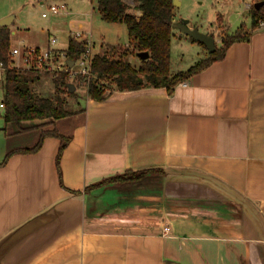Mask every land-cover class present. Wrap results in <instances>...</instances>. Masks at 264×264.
<instances>
[{
	"label": "crops",
	"instance_id": "crops-1",
	"mask_svg": "<svg viewBox=\"0 0 264 264\" xmlns=\"http://www.w3.org/2000/svg\"><path fill=\"white\" fill-rule=\"evenodd\" d=\"M20 1L0 4V21L12 16L11 42L23 29L15 22ZM240 1L250 25L227 32L231 26L220 15L216 36L205 34L216 44L242 26L247 39L171 92L107 91L101 101L85 97L79 111L64 118L5 122L0 264H264V28L254 26L251 15L263 0ZM85 15L61 16L67 19L65 29L56 30L61 44L74 31L92 35ZM178 23L174 14L172 24ZM24 38L41 47V33ZM50 38L56 39L49 34L47 45ZM0 107L3 117V98ZM53 129L68 139L59 159L63 186L55 163L58 137L46 135L36 152L5 160ZM148 169L162 171L94 186Z\"/></svg>",
	"mask_w": 264,
	"mask_h": 264
},
{
	"label": "trees",
	"instance_id": "trees-1",
	"mask_svg": "<svg viewBox=\"0 0 264 264\" xmlns=\"http://www.w3.org/2000/svg\"><path fill=\"white\" fill-rule=\"evenodd\" d=\"M136 2L135 7L141 13L139 16L128 12V6L122 0H95V8L100 19L106 23L124 24L130 41L129 46L126 47L111 46L109 49L106 47L102 53H93L91 71L95 74V78L89 81L85 97L96 101L103 100L106 95L101 81L105 80L106 77L113 80L115 89H111L112 91L165 87L171 92L179 82L203 70L210 63L222 60L231 44L245 41L248 37L242 26L232 33L226 32L220 36V41L215 45L212 52H207L205 57L193 63L186 70L172 74L170 45L173 34L172 22L175 14L173 0H136ZM251 13L254 26H256L258 20L264 19V4L257 9H251ZM191 40L196 42L193 39ZM196 43L206 48L202 43ZM84 49L85 39L76 40L69 36L67 46L63 51L68 59H76ZM11 50V31L9 27H0V67L3 69L5 77L3 118L6 123L19 126L21 122L27 120H57L79 111V109L71 110L69 108L67 97H77L75 90L69 92L70 82L65 73L51 74L53 92L48 96L40 95L33 88V82L40 79L36 75L38 72L14 66ZM138 52H147L148 57L146 59L137 57L139 65L133 67L129 57ZM111 90L108 89V92ZM46 135L60 139L55 159L60 180L59 159L68 139L63 138L54 129L43 131L38 142L32 148L9 152L6 154L5 160L15 152H36ZM5 160L3 163H5ZM161 171V169L128 170L105 178L94 186L135 181L147 173ZM60 184L63 186L61 180ZM70 192L78 194L74 190H70Z\"/></svg>",
	"mask_w": 264,
	"mask_h": 264
},
{
	"label": "rangeland",
	"instance_id": "rangeland-1",
	"mask_svg": "<svg viewBox=\"0 0 264 264\" xmlns=\"http://www.w3.org/2000/svg\"><path fill=\"white\" fill-rule=\"evenodd\" d=\"M133 2L134 6L132 7L128 5L129 7L127 10L128 12L139 16L140 12L135 7L137 2L136 0H133ZM179 2L180 4L175 8V16L180 18L181 21L187 20L189 23L196 25V28L202 33L210 32L216 36L220 15L226 27L231 26L227 27V32L235 30L241 22L250 25L248 11L241 12L244 4L240 0H179ZM2 3L3 0H0L1 5ZM60 4H65L66 9L57 13H49L46 18L41 17V13L46 12L50 5ZM16 8L15 22L23 23V29L28 30L22 29L19 32L17 31L16 36H12V49H21L23 46L28 45V41L24 37L29 32H33L41 33L42 35V40L39 43L41 46L40 49L43 50L47 47L46 38L51 34L56 37V43L52 48L63 50L67 45L65 42H62V44L60 43L59 34H57L58 31L56 30L65 29L64 25L65 20L67 19L65 18L64 20L61 16L69 11H72L73 19L76 20L81 18V15L83 14H87L84 16L85 19L91 18L92 52L102 53L105 51L106 47L109 49L111 46L117 45H120L121 47L129 46L128 44L130 40L125 25L122 23H106L102 21L95 8V0H24L23 3L20 1ZM236 11L239 13L241 12L240 14H236L240 19L238 22L233 23L232 19ZM47 30H50L49 34ZM172 33L170 45V64L172 74L186 70L193 63L207 55L208 51L206 48L193 42L191 38L185 35L180 29H173ZM219 34L220 32H218L217 37H219ZM217 43L215 45H217ZM129 60L133 67L139 65L136 54L130 56ZM13 65L20 68L24 67L20 55L13 58ZM36 75H38L40 79L34 83L40 88V95L48 96L53 92L51 80L52 75L44 72H38ZM4 82V72L0 69V102L3 98ZM73 85L75 87L74 90L77 98L68 96L67 101L71 110H77L79 109L78 106L84 105L85 103L86 89L77 84ZM101 85L104 87L105 93H107L108 89H115L113 80L110 77H106L105 80H102ZM33 88L35 90L34 86ZM35 91L37 93L39 92L37 90ZM0 128H5V120L3 117H0Z\"/></svg>",
	"mask_w": 264,
	"mask_h": 264
},
{
	"label": "built area",
	"instance_id": "built-area-1",
	"mask_svg": "<svg viewBox=\"0 0 264 264\" xmlns=\"http://www.w3.org/2000/svg\"><path fill=\"white\" fill-rule=\"evenodd\" d=\"M122 1L125 2L127 6H134L133 0ZM65 9V4L50 5L46 12L41 13V16L47 17L49 13H57ZM257 24L259 28H264V19L258 20ZM70 36L76 40L85 39V49L76 59H68L63 50L52 48L56 43L55 38H50L47 47L43 50L29 45L23 46L21 49L13 48L11 50V56L14 58L20 55L24 64L23 68L27 70L50 74L65 73L70 83L77 84L87 89L89 81L95 78V74L91 71V60L94 53L91 49V35L84 34L81 31H74ZM1 116L2 113L0 111V117ZM169 231L170 227L164 225L162 233L166 235Z\"/></svg>",
	"mask_w": 264,
	"mask_h": 264
},
{
	"label": "water",
	"instance_id": "water-1",
	"mask_svg": "<svg viewBox=\"0 0 264 264\" xmlns=\"http://www.w3.org/2000/svg\"><path fill=\"white\" fill-rule=\"evenodd\" d=\"M178 0H173V5L177 6ZM264 4V0L257 2L254 4L255 9L259 8ZM12 16H7L0 21V27H8L11 23ZM188 21L182 20L181 23L172 24L173 27L180 29L185 35L189 36L191 39L195 40L196 42L202 43L205 45L208 52H212L215 49V41L212 36L207 35L205 33L200 32L196 27L189 28L187 27ZM136 56L140 59H146L148 57L147 52H138ZM74 85L69 84V92L74 91Z\"/></svg>",
	"mask_w": 264,
	"mask_h": 264
}]
</instances>
